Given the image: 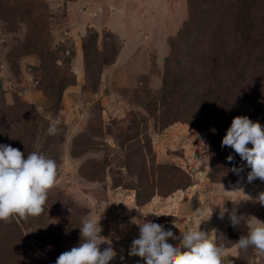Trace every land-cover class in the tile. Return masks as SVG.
<instances>
[{"label": "rangeland", "instance_id": "374dc122", "mask_svg": "<svg viewBox=\"0 0 264 264\" xmlns=\"http://www.w3.org/2000/svg\"><path fill=\"white\" fill-rule=\"evenodd\" d=\"M238 115L264 126V0H0V143L57 164L44 212L0 221V264H54L89 218L115 234L109 264H144L132 217L179 226L201 209L231 250L247 228L216 231L220 208L246 194L232 208L264 221V181L221 147Z\"/></svg>", "mask_w": 264, "mask_h": 264}, {"label": "clouds", "instance_id": "9594fccd", "mask_svg": "<svg viewBox=\"0 0 264 264\" xmlns=\"http://www.w3.org/2000/svg\"><path fill=\"white\" fill-rule=\"evenodd\" d=\"M56 132L57 124L51 123L47 133L54 135ZM34 145L37 149L41 147L39 136ZM221 147H230L245 162L242 166L233 165L229 171L239 177L247 166L250 169L246 176L248 183L256 179L264 181V126L259 122L246 115L235 116L222 138ZM226 159L232 162L234 156L229 154ZM56 179L57 164L53 159L38 150L27 154L25 158L21 150L0 143V221L41 215L48 191L55 185ZM249 199L252 197L245 194L232 201L238 205ZM256 199L264 206V192ZM212 211L209 213L201 209L197 215L188 217L179 226L164 224L158 219L149 220L147 215H142L140 219L132 217L130 222L139 226V233L131 241L127 255L143 258L144 264H226L225 256L249 248L264 254V221L256 216L238 214L237 206L230 210L220 208L219 219L223 220L227 213L232 227L243 222L247 228V235H242L234 247L228 250L218 245L200 227L203 221L211 217ZM100 219L85 220L80 227V243L62 252L54 264H109L113 261L118 256L113 246L112 236L115 234L101 235L103 225ZM118 227L123 230L125 225L121 223ZM169 235L176 237L178 242L168 238ZM119 239L116 237V240ZM104 244L107 246L102 249L101 245ZM120 251L123 252V248ZM119 258L123 262L124 256L120 255Z\"/></svg>", "mask_w": 264, "mask_h": 264}, {"label": "crops", "instance_id": "0c3cea01", "mask_svg": "<svg viewBox=\"0 0 264 264\" xmlns=\"http://www.w3.org/2000/svg\"><path fill=\"white\" fill-rule=\"evenodd\" d=\"M233 189V192H235V189L234 188H232ZM232 189H227V193H230V196H231V191H232ZM229 196V195H228ZM229 210L232 208V201H231V203L229 204V207H227ZM225 209V208H224ZM223 209V210H224ZM218 220H219V223H220V225H221V227L219 226V228H216V231H218V232H220V231H226V230H228L230 227H232L231 226V224H230V221H229V219H228V215H227V213L225 214V217H224V219L223 220H221V219H219L218 218ZM224 229V230H223ZM235 230L237 229V227H235L234 228ZM241 228L239 227L238 228V230H240ZM228 232V231H227Z\"/></svg>", "mask_w": 264, "mask_h": 264}, {"label": "trees", "instance_id": "16d2710c", "mask_svg": "<svg viewBox=\"0 0 264 264\" xmlns=\"http://www.w3.org/2000/svg\"><path fill=\"white\" fill-rule=\"evenodd\" d=\"M228 245H230V244H228Z\"/></svg>", "mask_w": 264, "mask_h": 264}]
</instances>
